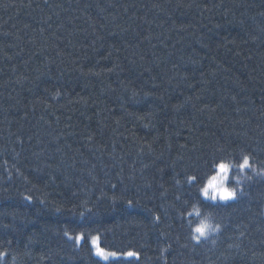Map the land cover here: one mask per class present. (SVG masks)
<instances>
[{
    "label": "trees",
    "instance_id": "trees-1",
    "mask_svg": "<svg viewBox=\"0 0 264 264\" xmlns=\"http://www.w3.org/2000/svg\"><path fill=\"white\" fill-rule=\"evenodd\" d=\"M261 169L264 0H0V264H264Z\"/></svg>",
    "mask_w": 264,
    "mask_h": 264
},
{
    "label": "snow or ice",
    "instance_id": "snow-or-ice-1",
    "mask_svg": "<svg viewBox=\"0 0 264 264\" xmlns=\"http://www.w3.org/2000/svg\"><path fill=\"white\" fill-rule=\"evenodd\" d=\"M217 167L219 168V171L225 175H227L228 171H229V166L223 162L219 163L217 165ZM239 168L240 169H245V168H252V164L250 162V158L248 156H244L243 157V161L242 163L239 165ZM253 171H255V169L253 168L252 169ZM257 175H264V169H261L259 172H256ZM188 179V182L189 183H193L197 180V177L196 176H190L187 178ZM215 177L213 178V181H215ZM209 187H211L213 189L212 191V194H211V199L213 201L217 200V198H219L220 201H232V200H235L237 198V192L235 190H229L228 188L226 187H222V186H217L215 183L213 182H210L209 183ZM204 197H208L209 196V192H208V188H204V189H201ZM26 199H29L31 200V197H26ZM129 203H131V201H129ZM56 211H60L59 208L56 209ZM88 211L90 212L91 209H88ZM158 219V217H157ZM219 225H216V226H211L210 224H208L207 222H201L200 226L196 227L195 228V233H198V235H194L192 238L194 240H196L197 242H200L201 241V238L204 237L206 238L207 237V233L208 231L210 230L211 232H216L218 229H219ZM67 235V233H65ZM84 236L83 234H80L78 236L75 237L76 240H81L83 239ZM92 243L96 249V252L95 254L97 256H100L102 257L103 259L107 260L108 259V255L105 254V251L103 248L100 247L99 245V237H95L93 238L92 240ZM2 255V254H0ZM111 255H115V253H111ZM128 255H135V253H128Z\"/></svg>",
    "mask_w": 264,
    "mask_h": 264
},
{
    "label": "rangeland",
    "instance_id": "rangeland-1",
    "mask_svg": "<svg viewBox=\"0 0 264 264\" xmlns=\"http://www.w3.org/2000/svg\"><path fill=\"white\" fill-rule=\"evenodd\" d=\"M224 175L225 174H220V171H219V169H217V171H216V173L213 175V176H211L210 178H209V180L206 182V185L203 187V189L204 188H208V192H209V196L206 198V197H204V195H203V193H202V195H203V197L204 198H206V199H208V200H212L210 197H211V194H212V191H213V189L211 188V187H209V183L210 182H213V183H215L217 186H222V187H226L227 188V180H228V173H227V175H226V177H224ZM216 178L215 179V181H213V178ZM217 200H219V198H217ZM216 201V200H215ZM95 237H98V236H90L89 237V241H90V244H91V246H92V249H93V252H94V254H95V252H96V249H95V247H94V245H93V243H92V240H93V238H95ZM72 238H74V237H72ZM75 239V238H74ZM76 240V239H75ZM82 240V239H81ZM81 240H76L77 242H80ZM99 245H100V243H99ZM105 251V254H107L108 255V259H111V258H115V257H118L119 256V254L118 253H115V252H110V251H106V250H104ZM111 253H115V255H111ZM96 255V254H95ZM97 256V255H96ZM98 258H100V259H102V260H105V259H103L102 257H100V256H97ZM107 259V260H108Z\"/></svg>",
    "mask_w": 264,
    "mask_h": 264
}]
</instances>
